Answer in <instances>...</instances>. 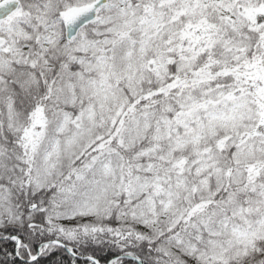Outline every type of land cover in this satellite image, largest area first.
Listing matches in <instances>:
<instances>
[{"label": "snow or ice", "instance_id": "1", "mask_svg": "<svg viewBox=\"0 0 264 264\" xmlns=\"http://www.w3.org/2000/svg\"><path fill=\"white\" fill-rule=\"evenodd\" d=\"M0 264H264V0H0Z\"/></svg>", "mask_w": 264, "mask_h": 264}]
</instances>
